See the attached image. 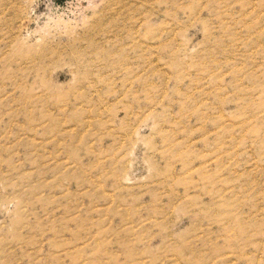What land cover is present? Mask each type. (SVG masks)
Returning <instances> with one entry per match:
<instances>
[{
    "label": "rangeland",
    "instance_id": "1",
    "mask_svg": "<svg viewBox=\"0 0 264 264\" xmlns=\"http://www.w3.org/2000/svg\"><path fill=\"white\" fill-rule=\"evenodd\" d=\"M0 264H264V0H0Z\"/></svg>",
    "mask_w": 264,
    "mask_h": 264
}]
</instances>
